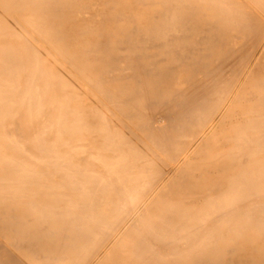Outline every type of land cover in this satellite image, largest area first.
<instances>
[{
	"label": "bare ground",
	"instance_id": "bare-ground-1",
	"mask_svg": "<svg viewBox=\"0 0 264 264\" xmlns=\"http://www.w3.org/2000/svg\"><path fill=\"white\" fill-rule=\"evenodd\" d=\"M0 264H264V0H0Z\"/></svg>",
	"mask_w": 264,
	"mask_h": 264
}]
</instances>
